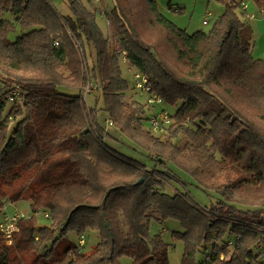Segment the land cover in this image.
<instances>
[{"label":"trees","instance_id":"1","mask_svg":"<svg viewBox=\"0 0 264 264\" xmlns=\"http://www.w3.org/2000/svg\"><path fill=\"white\" fill-rule=\"evenodd\" d=\"M61 1L66 15L51 0H0L13 16L0 17V219L30 206L11 245L0 232V264H169V221L181 264H264V60L241 4L218 0L210 29L189 34L155 0H110L111 45L89 8L100 0ZM123 56L159 105L129 89ZM162 111L170 124L155 134L146 124Z\"/></svg>","mask_w":264,"mask_h":264},{"label":"rangeland","instance_id":"2","mask_svg":"<svg viewBox=\"0 0 264 264\" xmlns=\"http://www.w3.org/2000/svg\"><path fill=\"white\" fill-rule=\"evenodd\" d=\"M50 3L54 6L55 10L60 15H66L68 13L67 6L63 4L61 0H51ZM155 3H156L158 10L168 20L173 22L176 26H178L181 29L186 28V31L189 34H192L198 30L207 32L212 26L213 22L221 15V13L224 10L223 4L220 3L218 0H155ZM109 6H110V0H100V2H93L92 4H90L89 8L91 10L95 8H99V10H101V12H99L97 15L96 20L101 30L103 31L104 35L107 36L110 44L112 45L113 39H112V36H110V29H109V26L106 22L105 15H104L105 10L107 9L106 7L109 8ZM178 8L180 9V12L176 13L175 9L178 10ZM208 13H211V14L209 15ZM0 17L6 20L13 21V16L10 13L0 14ZM203 20H206L207 23L203 24L202 23ZM20 33H21L20 26L16 25L15 29L12 30L8 34V38L10 40H15V38ZM253 56L255 59H262V60L264 59V39L263 38L259 39L257 50L253 51ZM121 70H122L123 77L128 81L129 89L133 88L135 69L131 68L129 70L127 66L121 65ZM92 87L93 86H89L90 89ZM138 98L139 96L137 97L135 94H133V92L131 96L128 93H126L124 97V101L128 103L133 100L135 101ZM83 99L86 100L87 105L94 104V97L92 95L83 96ZM140 99L142 100V102L146 101V97L144 95L143 97H140ZM98 107H101V105H98ZM159 108L160 107L156 106V111H158ZM146 125H147V128H149L148 123ZM110 132L112 134L114 133L113 130H110ZM115 145L125 154L132 155L134 157H139L138 155H136V153L132 149L128 148L127 144L125 143L121 144V143L116 142ZM221 181H222V178L220 177L217 180V182H221ZM188 191L191 193V195L194 198L198 200L199 204L203 203L204 196L199 189H197L194 186H190ZM38 221L40 225H43V224L46 225V223L48 222L47 219L42 218V217H39ZM154 227L155 228L152 229V234H156L158 232L156 225ZM172 229H175V231H181L180 225L174 221H169L163 224L162 227H160V230L163 232L161 234V237L166 243L169 244V255H168L169 264H181L182 254H183V243L180 241H174L172 243L171 237H170L171 235L169 234L170 232L172 233ZM97 240H98L97 235L95 236L94 233H89L88 236L86 237V241H85L86 243L84 245V250L91 251L92 249H94V246L98 242ZM12 242H13V236H12ZM4 243L7 246H9V244H7V241L5 239H4ZM201 258L202 257L199 258V255H198V261ZM125 259L129 260L127 258ZM125 259L120 261L121 263L119 264H125L126 262Z\"/></svg>","mask_w":264,"mask_h":264},{"label":"built area","instance_id":"3","mask_svg":"<svg viewBox=\"0 0 264 264\" xmlns=\"http://www.w3.org/2000/svg\"><path fill=\"white\" fill-rule=\"evenodd\" d=\"M241 9H244L243 5H241ZM244 18H250L248 14H244ZM207 22L204 21L203 24H206ZM68 33H71L68 30ZM121 62L125 64L129 69L131 66L127 63L125 57L123 56L121 59ZM134 80H135V89L138 91L143 97V95L146 97V101L149 104H155L159 105L161 103L160 99L156 95L149 94L150 87L148 85V80L146 77L141 76L138 73H134ZM95 91V87H92L91 89L86 87L85 93L83 96L90 94ZM21 100V96L18 91H14L9 96V102L16 103ZM111 125V122H109ZM170 124V121L168 119L167 112L162 111L157 115H154L150 118V121L148 123L150 130L155 134H161L164 132V128ZM24 216L23 212L20 210H15L11 213H4L1 216L0 219V232L3 235V238L7 241V244L12 243V236L15 232L18 231L19 227L17 225V221L20 217ZM84 245V238H80L78 241V246L82 248Z\"/></svg>","mask_w":264,"mask_h":264},{"label":"crops","instance_id":"4","mask_svg":"<svg viewBox=\"0 0 264 264\" xmlns=\"http://www.w3.org/2000/svg\"><path fill=\"white\" fill-rule=\"evenodd\" d=\"M233 1L239 2L241 5H243L244 9H240V10L244 14L246 13L250 16V18H244V21L251 28L252 36H253V51H256L259 39L260 38L264 39V15L262 13V10L261 8H258L256 6L254 0H233ZM178 10L175 9V12L179 13L180 9L178 8ZM208 14L210 15L211 13ZM204 21L206 20H203V22ZM15 210H20L25 215L30 211L29 203L27 201H19L13 204H7L4 208V213H11Z\"/></svg>","mask_w":264,"mask_h":264}]
</instances>
